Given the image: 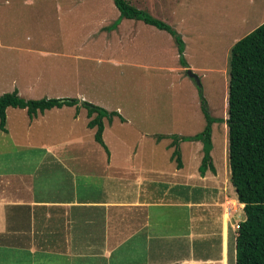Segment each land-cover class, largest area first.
I'll list each match as a JSON object with an SVG mask.
<instances>
[{"label":"rangeland","instance_id":"obj_1","mask_svg":"<svg viewBox=\"0 0 264 264\" xmlns=\"http://www.w3.org/2000/svg\"><path fill=\"white\" fill-rule=\"evenodd\" d=\"M21 1L10 0L8 6L0 7V39L13 45L0 47V95L14 90L11 82H16L18 91H32L31 97L19 95L22 98H50L58 91L95 92L93 100L96 103L91 104L111 111L117 108L119 113H116L126 119L122 123L117 117L107 123L104 118L107 124L102 135L110 142L115 156L121 159L125 147L130 150L136 145L145 160L161 168L163 178H172L171 169L176 165L170 155L172 149L177 148L184 162L182 174L191 172V177L196 179L195 184H191L196 188L190 191L195 202H187L181 212L186 211L196 218L192 226L197 237L210 234L212 229V256L217 261L220 260L216 250L221 235L220 263L225 264L222 225L226 221L225 237L230 250L237 223L244 218L242 204L239 206L236 200L228 175L225 118L229 49L233 42L264 21V0H125L137 9L148 10L152 17L175 30L183 43L184 60L195 68L193 73L199 79L201 96L209 114L222 119L211 124L210 157L214 172L205 170L203 177L197 170L202 156L200 141H172L167 136L191 135L204 125L197 87L193 79L185 76L184 70L178 71L176 45L169 33L167 41L160 32L142 28L136 42L129 38L120 44L113 41L108 45L94 38L80 45L74 25L81 24L84 19L87 36L91 30L97 32L100 23H110V19H104L112 18L117 11L113 4V8L110 6V0H105L109 1L106 8L95 14L90 7L92 0L85 2L88 7L74 3L77 11L70 9L72 2L69 0H34L35 5H21ZM38 3L42 5L37 6ZM8 27L10 35L5 36ZM71 110L69 106L60 111L48 110L33 120V116L27 117L24 109L8 107L7 125L4 124V131L0 129V160L12 158L13 153H32L38 157L44 147L40 142H54L56 138L69 141L70 134L64 132L67 126L82 132L89 119L86 109L78 113V120L73 124L70 123ZM83 134L90 133L85 130ZM88 140L97 148L92 135ZM59 150L50 148L53 153ZM74 150L79 152L77 147ZM34 160L36 162L37 158ZM3 171L0 164V173ZM134 178L139 182V177ZM187 192L186 189L179 192L182 199L187 197ZM88 195L89 198L95 196L90 191ZM156 206L154 204L152 209L158 211ZM165 223V231L175 230L173 225ZM172 234L167 233L164 243L174 241ZM151 258L162 259L153 255ZM115 259V264H125L124 259L117 256ZM77 260L74 257L71 263L103 264L100 257L85 258L79 263ZM62 261L61 256L55 258L41 252L28 256L0 250V264H64Z\"/></svg>","mask_w":264,"mask_h":264},{"label":"crops","instance_id":"obj_2","mask_svg":"<svg viewBox=\"0 0 264 264\" xmlns=\"http://www.w3.org/2000/svg\"><path fill=\"white\" fill-rule=\"evenodd\" d=\"M69 1L72 2L70 9L77 11L75 4L88 7L85 2L89 0ZM92 1L90 7L93 8L94 14L104 9L109 2ZM9 4L10 0H0L2 8ZM20 4L35 5V2L22 0ZM109 4L112 7L111 0ZM40 5L42 3L37 4ZM118 16L117 10L112 18L108 16L104 19V21L110 19V23H100L97 32L91 30L90 35L87 36H85L83 19L81 24L74 25L76 35L80 36L76 41L80 45L94 38L108 45L113 41L120 44L129 38L132 42H136V37L142 28L160 32L165 40H170V35L164 30L144 22L140 23L141 20L118 18ZM117 19L114 27L106 28ZM9 31L8 27L4 35H10ZM12 46L0 39V47ZM185 62L187 69L193 73L195 68L189 65L186 59ZM186 67L180 65L178 71L185 72ZM13 83L16 90L17 84L11 82ZM16 92L18 95L30 97L32 93V91L18 90ZM64 92L58 91L51 96L54 98L75 96L68 97L78 101L77 104L69 106L72 108L71 124L78 120V113L85 110L81 102L96 103L93 100L95 92H87V94L78 91ZM66 106L52 107L48 110L60 111ZM48 110L37 112L31 119L35 120L38 115H43ZM106 110L111 111V109ZM6 111L7 108L5 124ZM116 118L117 116H113L111 122ZM121 118L122 123L126 122L122 115ZM102 121L103 133L107 123H104V118ZM43 125L46 126L45 123ZM83 128L81 132V130H70L67 126L64 132L66 135L70 134L69 141H60L55 137L54 142H40L44 147L40 149L42 152L38 157L32 153H13L12 158L0 160V164L4 167V171L0 173V250L14 251L28 256H34L38 252L54 255L55 258L61 256L64 264H72L74 257L79 260L78 263L85 258L100 257V262L103 264H115L116 256L124 259L125 264H221V235L216 250L220 260L217 261L212 256V229L210 234L197 237L192 226L196 218L186 211L181 212V209L187 207V202L192 203L196 199L192 198L190 193L196 188L191 185L193 182L195 184L196 179L194 176L191 177V172L182 174L183 159H180V167L174 166L171 169L172 178H163L164 173L161 168L145 160L136 145L130 150L125 147V152L119 159L102 133L101 138L108 153L94 139L98 144L97 148L88 140L91 135L93 138V131H90L93 129ZM85 130L90 134L85 136L83 134ZM53 147L60 150L53 153L50 151ZM76 147L79 152L74 150ZM94 148L98 151L94 152ZM34 158H37L36 162ZM134 177H139V182ZM92 183L94 185L90 186ZM185 189L188 190L187 197L182 199L179 192ZM89 191L95 194L94 198H89L91 197L88 195ZM100 191L101 194L98 195ZM154 204L157 205L158 211L152 209ZM176 213H181L183 216L177 215V217ZM165 214L167 216H164ZM165 222L173 225L175 230L165 231ZM167 233H173L174 241L164 243L163 240L168 238ZM225 235L226 221L222 225V242L225 238L224 247L226 245V250L222 248V258L223 261L225 259V264H232L231 259L234 264V239L229 250ZM151 255L162 259H152Z\"/></svg>","mask_w":264,"mask_h":264},{"label":"trees","instance_id":"obj_3","mask_svg":"<svg viewBox=\"0 0 264 264\" xmlns=\"http://www.w3.org/2000/svg\"><path fill=\"white\" fill-rule=\"evenodd\" d=\"M119 12L118 18L141 20L159 30L169 33L176 45L179 64L186 67L183 43L167 23L152 17L144 10L129 5L125 0H111ZM118 19L110 27H114ZM199 94L200 111L204 125L192 135H167L172 141H200L202 156L197 167L199 176L205 170L214 172L211 163V124L222 121L208 112L202 98L200 83L195 84ZM75 98H22L12 90L0 95V129L5 130V110L8 107L24 109L28 118L52 107L77 104ZM86 109V127L94 129L93 139L108 153L102 141V118L110 123L113 116L122 118L116 111L100 106L80 103ZM95 113L93 117H90ZM227 162L229 182L239 206L242 204L244 218L237 223L234 236V264H264V21L237 39L229 49L228 80L226 96ZM220 119V120H219ZM159 137V136H158ZM170 159L176 167L181 166L180 154L174 147ZM5 160V159H2Z\"/></svg>","mask_w":264,"mask_h":264},{"label":"water","instance_id":"obj_4","mask_svg":"<svg viewBox=\"0 0 264 264\" xmlns=\"http://www.w3.org/2000/svg\"><path fill=\"white\" fill-rule=\"evenodd\" d=\"M185 73H186V75H187L189 78L193 79V81L195 82V84H199V79H198V77H197L194 73H192L189 69H186V70H185Z\"/></svg>","mask_w":264,"mask_h":264}]
</instances>
